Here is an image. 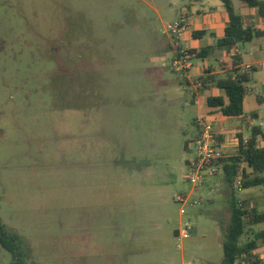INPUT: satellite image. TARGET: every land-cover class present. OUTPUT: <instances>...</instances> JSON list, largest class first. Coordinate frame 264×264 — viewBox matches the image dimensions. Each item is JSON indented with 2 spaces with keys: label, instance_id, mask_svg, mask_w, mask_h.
<instances>
[{
  "label": "rangeland",
  "instance_id": "rangeland-1",
  "mask_svg": "<svg viewBox=\"0 0 264 264\" xmlns=\"http://www.w3.org/2000/svg\"><path fill=\"white\" fill-rule=\"evenodd\" d=\"M193 2L0 0V217L20 237L26 264L221 263L232 189L222 171L193 187L188 163L199 116L212 120L227 157L239 134L264 132V37L244 116L209 107L215 85L199 90L197 105L187 75L194 84L206 71L224 75L216 72L225 49L215 45L205 60L189 55L190 69L176 70L168 26ZM232 3L264 29L257 9ZM198 5L226 12L222 0ZM251 48L241 53L254 62ZM234 190L264 212V186ZM252 229L249 239L264 222ZM258 242L253 261L264 264ZM12 262L0 247V264Z\"/></svg>",
  "mask_w": 264,
  "mask_h": 264
},
{
  "label": "trees",
  "instance_id": "trees-1",
  "mask_svg": "<svg viewBox=\"0 0 264 264\" xmlns=\"http://www.w3.org/2000/svg\"><path fill=\"white\" fill-rule=\"evenodd\" d=\"M250 9H257L260 18L264 19V2L262 0H240ZM228 14V23L224 36L217 41L216 46L225 49L220 59V70L224 75L212 74L199 80L203 86L215 85L224 92V96H214L207 99L209 107L217 108L225 117H242L244 101L249 94L248 83L252 80L254 69L241 68L242 55L238 46L264 36V30H259L245 23L244 17L238 14L232 0H222ZM204 32L194 33L198 37ZM215 46L202 47L187 51L196 59L209 58ZM238 50V51H237ZM221 73V74H222ZM257 116L252 115L255 119ZM219 138V137H218ZM264 132L260 127H253L251 135L246 140L239 134V145L236 153L222 160L224 181L231 187V216L223 234L224 257L220 264H258L253 259L259 250V240L264 241V231L256 233L254 239H249L252 227L264 222V212L257 208H249L246 200L239 201L235 194L237 180H241L243 189L264 186V146L260 144ZM221 141V139L219 138ZM188 143H186V147ZM243 164L251 170L247 171ZM217 172V173H218ZM0 247L12 255V264H26L22 250V241L13 231L6 228L0 217Z\"/></svg>",
  "mask_w": 264,
  "mask_h": 264
},
{
  "label": "built area",
  "instance_id": "built-area-1",
  "mask_svg": "<svg viewBox=\"0 0 264 264\" xmlns=\"http://www.w3.org/2000/svg\"><path fill=\"white\" fill-rule=\"evenodd\" d=\"M190 19L188 15L182 13L179 17L168 26L169 33L177 47V58L174 62V67L178 71L189 70L192 66L190 56L187 51L181 47V41L184 33L189 30ZM250 69V67H245ZM196 89L203 88V83L200 81L195 84ZM199 129V136L195 141L196 156L188 163L189 174L188 180L193 187H197L201 184L207 175H213L221 170V162L227 158L223 144L218 140V133L215 131L212 120L207 117L199 116L196 121ZM238 140V139H237ZM238 190L242 191L241 180H237ZM177 201L186 203L187 198L178 195ZM184 208L181 210V214H184ZM186 229L192 230L191 224L186 225ZM179 235L183 238H187L188 234L182 230L179 231Z\"/></svg>",
  "mask_w": 264,
  "mask_h": 264
},
{
  "label": "crops",
  "instance_id": "crops-1",
  "mask_svg": "<svg viewBox=\"0 0 264 264\" xmlns=\"http://www.w3.org/2000/svg\"><path fill=\"white\" fill-rule=\"evenodd\" d=\"M200 2L204 3V2H207V0H194V2L191 3V5L189 7V12H186L187 14L189 13V15H190V26H189V30L186 33H184V35L182 37L181 44L184 45V46L187 45V44H190V43L198 44L199 48H200V46H204V45L215 46L217 44V41L224 36L225 27H226V25L228 23V14H227V12H221V13H218V14H212L210 12H206L204 10V8H202L200 10V9H198V7H199L198 4ZM201 5H203V4H201ZM191 7H193L194 12H192L193 9ZM202 7H204V6H202ZM194 13L196 15L195 17H194ZM240 15H242L244 17L243 14H240ZM256 19L257 18H255V20ZM245 23L247 25H252L255 28L259 29V27H257L254 23H247L246 21H245ZM259 30H261V29H259ZM262 30H264V29H262ZM222 31H223V33H222L223 36H220ZM194 32L195 33L204 32V34L198 36V39L196 41H193L192 39L194 38ZM256 40H257V38H255L251 42H247V43L251 44V47H252L251 48V54H252L253 57H255V59L257 61H254V62L246 61V60H244V58L242 56V65H241V68L250 67L249 70L254 69L253 77H254V74L257 73V69H256L255 65L261 63L260 62V52L262 51V45L260 43H257ZM244 44H246V43H244ZM244 44H240L238 46V50H239V53L241 55H242L241 46L244 45ZM194 49H196V48H194ZM193 71H194V74H196L197 69L195 68ZM216 73H222V71L220 70V72H216ZM193 76H195V75H193V74L192 75L191 74L187 75V83L189 85L193 86V88H194V98H195V102L194 103L199 105V103H200V100H199L200 99V92H199V89L198 90L196 89L195 84L192 83V80L194 79ZM199 76H203V74L200 73ZM253 77H252V80H253ZM249 83H248V88H249V91H251V87H250ZM218 91L219 92H218V96L217 97L224 96V92L223 91H221L219 89H218ZM225 118H234V117H225ZM235 118H240V117H235ZM255 119H259V116L257 115V117ZM255 119L252 118V120H253L252 123L255 121ZM219 138L221 139L220 142L224 146V150H226L228 148V145L226 144V142L225 143L222 142V137L221 136H219ZM235 142H236L237 146L234 145V144L233 145L235 146V149L237 151L238 145H239V136H238V140L236 139ZM262 146H264V145H262ZM227 151H228V149H227ZM243 167H246L247 171H249V172L251 171L247 167V164H243ZM177 234H179V230H178Z\"/></svg>",
  "mask_w": 264,
  "mask_h": 264
}]
</instances>
